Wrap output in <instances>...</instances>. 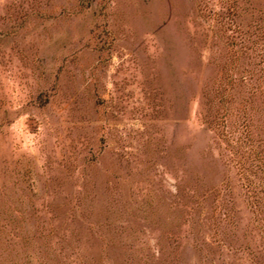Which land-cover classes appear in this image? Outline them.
<instances>
[{
    "label": "rangeland",
    "instance_id": "374dc122",
    "mask_svg": "<svg viewBox=\"0 0 264 264\" xmlns=\"http://www.w3.org/2000/svg\"><path fill=\"white\" fill-rule=\"evenodd\" d=\"M264 0H0V264H264Z\"/></svg>",
    "mask_w": 264,
    "mask_h": 264
},
{
    "label": "trees",
    "instance_id": "16d2710c",
    "mask_svg": "<svg viewBox=\"0 0 264 264\" xmlns=\"http://www.w3.org/2000/svg\"><path fill=\"white\" fill-rule=\"evenodd\" d=\"M258 168L264 172V163L258 164ZM264 177V176H263Z\"/></svg>",
    "mask_w": 264,
    "mask_h": 264
}]
</instances>
